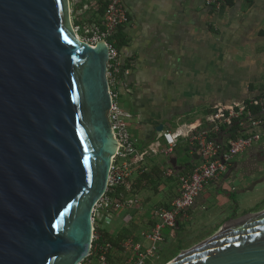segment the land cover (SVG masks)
Returning <instances> with one entry per match:
<instances>
[{
	"label": "water",
	"instance_id": "95a60500",
	"mask_svg": "<svg viewBox=\"0 0 264 264\" xmlns=\"http://www.w3.org/2000/svg\"><path fill=\"white\" fill-rule=\"evenodd\" d=\"M107 61L76 38L70 0H0V264L87 257L116 153ZM166 264H264V211Z\"/></svg>",
	"mask_w": 264,
	"mask_h": 264
},
{
	"label": "crops",
	"instance_id": "0c3cea01",
	"mask_svg": "<svg viewBox=\"0 0 264 264\" xmlns=\"http://www.w3.org/2000/svg\"><path fill=\"white\" fill-rule=\"evenodd\" d=\"M98 2L75 0L77 15L84 20L98 18ZM122 2L129 23L123 28L126 43L118 51L129 75L124 78L127 87L120 91V103L133 115L130 132L140 148L154 140L160 125L163 131L186 130L217 104L264 95V0H229L219 9L206 0ZM260 156H264V143L205 185L176 229L163 231L161 262L212 237L229 219L264 211ZM198 163L189 139L182 138L171 154L146 158L133 171L130 184L147 193L148 208H167L177 196V177ZM168 169L172 177L165 176ZM139 173H149L150 182L138 185ZM146 221L133 236L144 246L147 241L141 233L154 225L151 212ZM168 243L173 246L163 256Z\"/></svg>",
	"mask_w": 264,
	"mask_h": 264
},
{
	"label": "built area",
	"instance_id": "2783aa9c",
	"mask_svg": "<svg viewBox=\"0 0 264 264\" xmlns=\"http://www.w3.org/2000/svg\"><path fill=\"white\" fill-rule=\"evenodd\" d=\"M99 1L105 6L101 20L73 24V29L81 42L93 47L103 42L108 49L106 77L111 97L108 119L116 142V153L112 158L106 193L93 208L91 249L80 264H159L163 231L169 229L173 232L178 220L195 205L205 185L227 173L239 156L264 143V95L217 104L208 116L185 127L186 130L162 131L149 145L140 148L130 132L133 115L120 103V91L127 87L124 78L129 75V69L122 63L114 40L116 33L129 23V18L122 0ZM228 1L206 0V4L219 9ZM99 7L96 3V8ZM182 138L189 139L199 156V163L188 174L177 177V196L172 203L167 208L151 212L154 225L141 233L147 245L130 237L121 245V252H115L112 244L103 240L102 232H107L106 227L113 224L121 211L140 209L141 202L132 194L130 184L133 171L146 158L171 154ZM173 175L170 169L165 173L166 177Z\"/></svg>",
	"mask_w": 264,
	"mask_h": 264
},
{
	"label": "rangeland",
	"instance_id": "374dc122",
	"mask_svg": "<svg viewBox=\"0 0 264 264\" xmlns=\"http://www.w3.org/2000/svg\"><path fill=\"white\" fill-rule=\"evenodd\" d=\"M70 1H71V8H72L75 5V0H70ZM71 10H72V21H73V11L74 10L73 9H71ZM248 80L251 81L252 79H248ZM256 147H258V145H256ZM239 157H241V156H239ZM242 158H243V160L246 159V154ZM260 173H264V168L260 171ZM150 188H151V186H150ZM141 192L138 191V189L132 188V194L136 195L137 198L141 202L140 209L131 208V209H125V210L121 211L115 217L116 219L114 218L116 223L113 222L112 226L110 225V226L106 227L107 232L111 237L114 238L118 234H123V235L127 236L128 238L133 237L134 234L139 232L140 228H142V227H144V225H146V222H147L146 219L148 217V214L150 212H152L154 210V208H148L147 207L148 203L146 201H148V199L145 198L147 196V193L142 192L144 195H141ZM172 246H170V243H168V245L163 248L161 255L164 256L167 253V251H169L171 249ZM115 252L119 253V251H115ZM159 264H166V263H164L163 261L162 262L160 261Z\"/></svg>",
	"mask_w": 264,
	"mask_h": 264
},
{
	"label": "trees",
	"instance_id": "16d2710c",
	"mask_svg": "<svg viewBox=\"0 0 264 264\" xmlns=\"http://www.w3.org/2000/svg\"><path fill=\"white\" fill-rule=\"evenodd\" d=\"M100 7L97 9L96 11V16H98V18L94 19V20H90V19H81L79 16L75 15L77 14L76 13V5H74L72 8H73V24L74 25H78V24H82L83 22L85 23H93V22H99L103 17L104 15V12H105V6L103 4H100V1L98 2ZM76 7V8H75ZM114 40H115V46L116 48L119 50L121 49L122 46L125 45L126 41H125V35L123 33V29H120L115 37H114ZM183 174H188V173H183ZM182 174V175H183ZM150 174L149 173H140L138 179H137V184L138 185H141L142 183H149L150 182V179H149V176ZM158 175V174H156ZM127 236L123 235V234H118L116 237H111L108 232L104 231L102 232V238L105 242H109L110 244H112L113 248L116 250V251H119L121 252V245L128 239V237L126 238ZM130 238V237H129ZM118 253V252H117ZM119 255V254H117ZM117 260H119V258H117ZM114 263V262H113Z\"/></svg>",
	"mask_w": 264,
	"mask_h": 264
},
{
	"label": "flooded vegetation",
	"instance_id": "af4514ba",
	"mask_svg": "<svg viewBox=\"0 0 264 264\" xmlns=\"http://www.w3.org/2000/svg\"><path fill=\"white\" fill-rule=\"evenodd\" d=\"M249 150H250V149H249ZM258 160L264 162V156H260ZM248 170H249V169H248ZM253 172H255V170H254ZM251 173H252V172H251Z\"/></svg>",
	"mask_w": 264,
	"mask_h": 264
},
{
	"label": "bare ground",
	"instance_id": "6f19581e",
	"mask_svg": "<svg viewBox=\"0 0 264 264\" xmlns=\"http://www.w3.org/2000/svg\"><path fill=\"white\" fill-rule=\"evenodd\" d=\"M76 38L78 39V37L76 36ZM78 40H80V39H78Z\"/></svg>",
	"mask_w": 264,
	"mask_h": 264
}]
</instances>
